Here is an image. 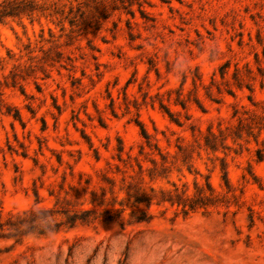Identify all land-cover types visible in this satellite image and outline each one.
Returning a JSON list of instances; mask_svg holds the SVG:
<instances>
[{"label": "rangeland", "instance_id": "obj_1", "mask_svg": "<svg viewBox=\"0 0 264 264\" xmlns=\"http://www.w3.org/2000/svg\"><path fill=\"white\" fill-rule=\"evenodd\" d=\"M81 1L0 21V264H264V0Z\"/></svg>", "mask_w": 264, "mask_h": 264}, {"label": "trees", "instance_id": "obj_2", "mask_svg": "<svg viewBox=\"0 0 264 264\" xmlns=\"http://www.w3.org/2000/svg\"><path fill=\"white\" fill-rule=\"evenodd\" d=\"M88 1H95V0H88ZM123 1V0H122ZM129 5L133 3V0H128ZM82 2L87 3V0H83L81 2H78L76 6L71 5L68 12H65L63 8H57L55 10V13H61L64 15V18H68L70 23L73 24L74 18L71 16V13L73 12V8L77 7L80 8ZM138 9L142 15L146 13L145 8L142 5V2L138 0ZM123 8L128 9V11L133 14L134 11L128 7V5L122 3ZM42 9V5L37 2V0H2L0 2V21L5 20L8 17H15V16H20L22 14H27V15H32L36 10ZM142 134L146 137L149 138V134L147 133L144 125L140 124ZM225 175V181L228 183L226 171L224 172ZM207 185L211 191H213L212 186L210 185L209 182H207ZM197 190L198 193L194 195H184L180 193H176L174 196L169 194L170 191L168 192V197L167 198H162L160 201L163 200H168L170 201L171 204H178L181 206V210L183 211L184 214H187L191 210H196L199 207H208L209 205H214V200L215 196H213V193L211 192L210 194H206L205 191L203 190L202 185H199L196 182Z\"/></svg>", "mask_w": 264, "mask_h": 264}]
</instances>
